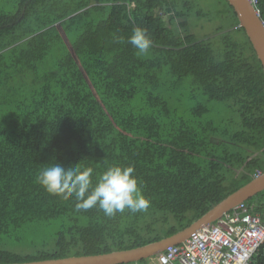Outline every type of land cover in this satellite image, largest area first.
<instances>
[{
    "label": "trees",
    "instance_id": "16d2710c",
    "mask_svg": "<svg viewBox=\"0 0 264 264\" xmlns=\"http://www.w3.org/2000/svg\"><path fill=\"white\" fill-rule=\"evenodd\" d=\"M10 1L0 0V263L166 238L264 172V72L226 0L230 30L201 39L188 28L190 0H12L3 10ZM257 10L264 21V0ZM135 27L153 41L147 54L113 39ZM55 162L92 167L94 182L134 165L150 207L77 211L36 181ZM245 204L261 211L264 190ZM44 227L55 228L53 249L14 250ZM251 264H264V241Z\"/></svg>",
    "mask_w": 264,
    "mask_h": 264
},
{
    "label": "clouds",
    "instance_id": "9594fccd",
    "mask_svg": "<svg viewBox=\"0 0 264 264\" xmlns=\"http://www.w3.org/2000/svg\"><path fill=\"white\" fill-rule=\"evenodd\" d=\"M113 39L120 44H131L138 54H147L153 46V41L141 27H135L127 40L115 34ZM134 173V165L113 164L94 182L92 167L65 168L55 162L43 167L36 181L49 194L64 201L74 199L77 211L98 208L105 217L113 218L126 209L136 214L147 212L150 207V201L142 193L143 182Z\"/></svg>",
    "mask_w": 264,
    "mask_h": 264
},
{
    "label": "built area",
    "instance_id": "2783aa9c",
    "mask_svg": "<svg viewBox=\"0 0 264 264\" xmlns=\"http://www.w3.org/2000/svg\"><path fill=\"white\" fill-rule=\"evenodd\" d=\"M257 10L258 0H246ZM258 171L255 175H260ZM264 241V205L252 211L245 202L224 213L186 240L167 246L155 256L156 264H251L252 256Z\"/></svg>",
    "mask_w": 264,
    "mask_h": 264
},
{
    "label": "water",
    "instance_id": "95a60500",
    "mask_svg": "<svg viewBox=\"0 0 264 264\" xmlns=\"http://www.w3.org/2000/svg\"><path fill=\"white\" fill-rule=\"evenodd\" d=\"M226 1L232 7L238 20V27L243 29L264 72V31L260 19L256 16L254 8L246 0ZM262 190H264V172L227 195L188 227L171 236L142 246L96 255L70 256L58 259L0 264H127L137 262L157 255L169 245H176L183 242L192 233L213 222L239 203L245 202Z\"/></svg>",
    "mask_w": 264,
    "mask_h": 264
},
{
    "label": "rangeland",
    "instance_id": "374dc122",
    "mask_svg": "<svg viewBox=\"0 0 264 264\" xmlns=\"http://www.w3.org/2000/svg\"><path fill=\"white\" fill-rule=\"evenodd\" d=\"M194 2V10L190 15L188 21V28L196 38L201 39L208 35H212L218 27L226 28L227 30L232 23V17L230 12L227 10L223 0H190ZM2 9L5 11H13L15 9L14 1L2 3ZM196 11H201L205 14L203 17L196 15ZM173 30L181 34L182 28L177 25V21L171 22ZM238 39L244 41V35L240 32H234ZM185 115L187 112H184ZM54 231L55 228L46 229L38 228L33 232L27 233L22 242L14 247L20 253H30L40 247H32L28 244L33 241L36 245H41L42 242L46 244L45 249L51 250L54 246Z\"/></svg>",
    "mask_w": 264,
    "mask_h": 264
},
{
    "label": "crops",
    "instance_id": "0c3cea01",
    "mask_svg": "<svg viewBox=\"0 0 264 264\" xmlns=\"http://www.w3.org/2000/svg\"><path fill=\"white\" fill-rule=\"evenodd\" d=\"M215 221V220H214ZM212 223V222H211ZM211 223H209V224H211ZM208 224V225H209ZM155 256L156 255H154V256H152L151 258H147V260H149V264H156V262H155ZM138 262L139 261H137V262H132V263H127V264H138Z\"/></svg>",
    "mask_w": 264,
    "mask_h": 264
}]
</instances>
